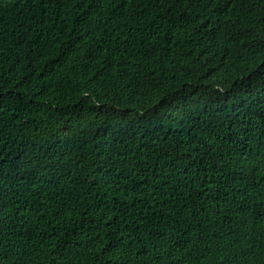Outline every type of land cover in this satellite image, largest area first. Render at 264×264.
<instances>
[{"label": "trees", "instance_id": "1", "mask_svg": "<svg viewBox=\"0 0 264 264\" xmlns=\"http://www.w3.org/2000/svg\"><path fill=\"white\" fill-rule=\"evenodd\" d=\"M0 264H264V0H0Z\"/></svg>", "mask_w": 264, "mask_h": 264}]
</instances>
